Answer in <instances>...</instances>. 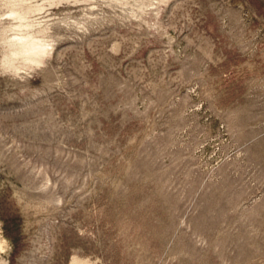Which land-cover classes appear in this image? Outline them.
Returning a JSON list of instances; mask_svg holds the SVG:
<instances>
[{
    "label": "rangeland",
    "instance_id": "rangeland-1",
    "mask_svg": "<svg viewBox=\"0 0 264 264\" xmlns=\"http://www.w3.org/2000/svg\"><path fill=\"white\" fill-rule=\"evenodd\" d=\"M10 264H264V0H0Z\"/></svg>",
    "mask_w": 264,
    "mask_h": 264
},
{
    "label": "clouds",
    "instance_id": "clouds-1",
    "mask_svg": "<svg viewBox=\"0 0 264 264\" xmlns=\"http://www.w3.org/2000/svg\"><path fill=\"white\" fill-rule=\"evenodd\" d=\"M13 247L12 241L4 235L3 222L0 221V264H10Z\"/></svg>",
    "mask_w": 264,
    "mask_h": 264
}]
</instances>
